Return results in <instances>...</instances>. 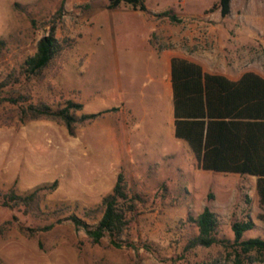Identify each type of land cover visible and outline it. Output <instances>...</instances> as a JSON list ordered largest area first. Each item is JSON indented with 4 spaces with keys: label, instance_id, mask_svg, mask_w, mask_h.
Here are the masks:
<instances>
[{
    "label": "rangeland",
    "instance_id": "rangeland-1",
    "mask_svg": "<svg viewBox=\"0 0 264 264\" xmlns=\"http://www.w3.org/2000/svg\"><path fill=\"white\" fill-rule=\"evenodd\" d=\"M142 1L146 11L124 2L107 8L108 0H0V39L4 41L0 79L13 71L19 81L9 87L29 93L33 101L44 100L53 106L67 99L80 102L83 106L77 115L102 111L114 103L112 87L120 83V89H125L131 80L136 81V75L127 74L124 59L141 55L143 37L153 47H167L187 58H200L210 49L220 57L228 47L226 35L216 32L217 37L211 39L209 29L217 26L231 31L247 23L245 11L253 7L252 0H231L230 12L221 17L213 7L216 0ZM256 4L264 8L263 2ZM163 11H169L176 20L161 15ZM52 23L55 37L69 46L39 75L25 78L21 62L34 52L36 41ZM260 58L263 63L264 46L260 47ZM114 110L76 124L69 135L60 121L21 123L13 107L0 102V193L9 188L22 193L57 180L56 188L44 195L37 215L0 205V264L210 261L222 252L220 245L182 251L185 238L195 231L186 216H195L208 206L217 215L218 236L232 240L231 221L257 208L255 178L200 169L186 142L173 136L164 111L158 123H149L148 135L142 134L147 130L143 127L135 129L133 135L129 129L125 143L115 142L110 131ZM120 170L127 187L143 199L128 234L137 250L124 244L112 247L107 237L92 244L81 228L63 218L74 213L93 224L92 213H84L97 208ZM52 202L61 203L62 210L52 212ZM57 214L59 222L54 217ZM51 223L49 229H39ZM256 236L264 237V229L247 230L242 239ZM143 242L150 243L157 253L142 248ZM219 264L231 262L221 260Z\"/></svg>",
    "mask_w": 264,
    "mask_h": 264
},
{
    "label": "trees",
    "instance_id": "trees-1",
    "mask_svg": "<svg viewBox=\"0 0 264 264\" xmlns=\"http://www.w3.org/2000/svg\"><path fill=\"white\" fill-rule=\"evenodd\" d=\"M120 2L129 4L133 9L146 11L142 0H108L107 8H114ZM213 7L223 17L229 13L230 0H216ZM160 14L176 20L169 11ZM54 34L55 25L52 23L47 33L36 41L34 52L21 62V72L25 78L39 75L69 46ZM3 47L4 41L0 39V51ZM170 80L173 136L186 142L200 169L253 176L258 207L255 218L264 223V77L246 71L238 80L232 81L221 74L204 71L195 61L173 56L170 59ZM18 81L13 71L0 79V102L6 101L12 106L21 123L37 119L60 121L67 133L72 135L76 124L91 121L109 110L80 112L77 115L76 112L81 111L83 106L80 102L67 99L64 104L53 106L44 100L33 101L29 93L15 92L13 87H9L12 82ZM5 91L10 92L4 97L2 93ZM56 186L57 180H52L22 193L9 188L0 193V205L24 214L37 215L41 211L44 195ZM142 202V197L127 187L120 170L97 208L85 211L87 216L92 213L91 217L96 220L93 224L74 213L63 218L81 228L92 244H98L101 238L107 237L112 247L124 244L127 248L137 250V244L128 238V234ZM246 203H249L248 199ZM51 206L52 212L62 210L59 202H52ZM58 216L54 215L57 222L61 220ZM186 221L195 231L185 238L183 252L195 246L210 247L214 244L220 245L222 249L218 257L195 264H219L221 260L230 261L231 264L264 262V237L242 239L243 232L255 228L248 212L243 218L231 221L232 240L218 236L219 221L208 206H204L195 216L188 214ZM51 226L52 223L39 229L46 230ZM20 231L24 233L23 229ZM140 245L146 251L157 253V249L148 242Z\"/></svg>",
    "mask_w": 264,
    "mask_h": 264
},
{
    "label": "crops",
    "instance_id": "crops-1",
    "mask_svg": "<svg viewBox=\"0 0 264 264\" xmlns=\"http://www.w3.org/2000/svg\"><path fill=\"white\" fill-rule=\"evenodd\" d=\"M256 1L264 3V0H252L253 7L245 11V15L248 16L247 23L239 24L231 31L218 29L217 26L209 29L211 39L217 37L218 32L226 35L224 38L228 47L225 52L220 53V57H217L214 49H210L204 51L200 58H187L167 47H153L148 40L145 43L147 37H143L145 41L143 47L139 49L141 55L126 56L124 59L127 74L131 77L136 75V81L131 80L125 89H120L118 83L110 90V97L114 98V103L109 109H115L114 115L111 116L114 122L110 131L114 132L115 142L118 140L127 143L129 129L133 135L135 129L143 127L147 130L142 134L148 135V129L152 127L149 123H158L162 111L171 123L173 134L170 80V59L173 56L195 61L204 71L221 74L232 81L238 80L246 71L264 77V62L261 63L260 58V47L264 46V25L259 23H264V8L257 7ZM216 32L217 34H214ZM228 48L235 50L229 51ZM257 211L258 207L254 212L249 213V217L255 227L264 229V223L255 218ZM253 264H264V262H253Z\"/></svg>",
    "mask_w": 264,
    "mask_h": 264
}]
</instances>
